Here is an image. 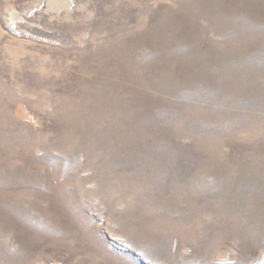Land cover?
Instances as JSON below:
<instances>
[{
  "label": "rangeland",
  "instance_id": "rangeland-1",
  "mask_svg": "<svg viewBox=\"0 0 264 264\" xmlns=\"http://www.w3.org/2000/svg\"><path fill=\"white\" fill-rule=\"evenodd\" d=\"M0 264H264V0H0Z\"/></svg>",
  "mask_w": 264,
  "mask_h": 264
}]
</instances>
